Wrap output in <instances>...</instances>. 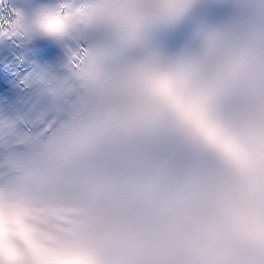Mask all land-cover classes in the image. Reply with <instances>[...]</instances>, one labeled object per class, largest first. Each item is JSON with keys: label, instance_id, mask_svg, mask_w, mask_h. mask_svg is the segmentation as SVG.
<instances>
[{"label": "snow or ice", "instance_id": "snow-or-ice-1", "mask_svg": "<svg viewBox=\"0 0 264 264\" xmlns=\"http://www.w3.org/2000/svg\"><path fill=\"white\" fill-rule=\"evenodd\" d=\"M0 264H264V0H0Z\"/></svg>", "mask_w": 264, "mask_h": 264}]
</instances>
